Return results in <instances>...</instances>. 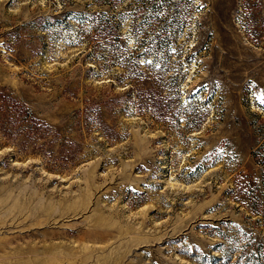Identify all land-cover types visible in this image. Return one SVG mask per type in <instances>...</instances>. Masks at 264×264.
I'll list each match as a JSON object with an SVG mask.
<instances>
[{"label":"rangeland","instance_id":"obj_1","mask_svg":"<svg viewBox=\"0 0 264 264\" xmlns=\"http://www.w3.org/2000/svg\"><path fill=\"white\" fill-rule=\"evenodd\" d=\"M0 264H264V0H0Z\"/></svg>","mask_w":264,"mask_h":264}]
</instances>
